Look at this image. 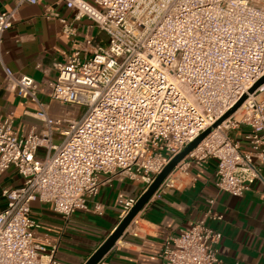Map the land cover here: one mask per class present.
<instances>
[{
    "label": "built area",
    "instance_id": "built-area-1",
    "mask_svg": "<svg viewBox=\"0 0 264 264\" xmlns=\"http://www.w3.org/2000/svg\"><path fill=\"white\" fill-rule=\"evenodd\" d=\"M13 1L0 13V42L21 6L43 0ZM58 1L73 12L72 21L59 18L65 34L74 36L75 23L86 19L105 41L86 37L43 85L3 67L6 89L39 107L43 128L18 135L11 118L0 123V177L12 169L21 179L20 186L1 191L0 264H63L55 247L35 240L40 225L32 203L51 205L64 220L78 211L102 216L96 197L113 177L141 183L146 191L243 95L242 105L158 190L177 187L178 174H187L190 165L213 160L218 193L242 197L259 183L264 197V84L248 93L264 76V0ZM38 93L85 112L77 119L51 118ZM241 129V138L232 135ZM139 197L117 196L121 219ZM207 203L189 229L165 239L163 264H225L216 248L221 234L206 224L222 216L212 211L214 199Z\"/></svg>",
    "mask_w": 264,
    "mask_h": 264
},
{
    "label": "crops",
    "instance_id": "crops-1",
    "mask_svg": "<svg viewBox=\"0 0 264 264\" xmlns=\"http://www.w3.org/2000/svg\"><path fill=\"white\" fill-rule=\"evenodd\" d=\"M13 0H0V13L9 11ZM59 18L72 21L73 12L58 0H43L36 5L19 8L13 27L0 42V123L11 118L18 135L41 130L37 118L39 107L6 89L3 67L17 75H26L44 84L57 77L59 64L67 54L83 45L86 37L103 42L90 22L75 23L76 34L63 32ZM39 102L51 118H59L64 105L38 93ZM75 112H65L74 118ZM244 129L232 135L241 138ZM58 133L54 142H58ZM216 163L209 160L203 166L192 164L187 174H178L177 187H163L156 191L146 205L102 258L106 264H163L160 252L164 241L181 230H187L208 209V200L214 199L212 211L221 220H207V226L221 234L217 244L219 259L225 264H264V197L263 187L255 183L242 197L218 193L214 186ZM21 179L10 169L0 177V209L4 207L1 191L20 186ZM141 183L122 176L113 177L104 185L96 201L103 208L102 216L90 211H78L70 219L56 215L47 203H32V216L39 222L35 240L47 249L55 247V259L63 264H84L102 245L120 222L117 196H139Z\"/></svg>",
    "mask_w": 264,
    "mask_h": 264
},
{
    "label": "water",
    "instance_id": "water-1",
    "mask_svg": "<svg viewBox=\"0 0 264 264\" xmlns=\"http://www.w3.org/2000/svg\"><path fill=\"white\" fill-rule=\"evenodd\" d=\"M264 84V76L260 78L248 91L249 94H252L260 85ZM247 95H243L239 101L228 111L226 112L212 127L207 129L205 132L200 134L193 142L188 144L183 151L175 156L168 165L162 170V172L156 176L154 181L149 185V187L144 191L133 208L129 213L120 220L113 232L107 237V239L102 243V245L87 259L84 264H97L107 252L114 246L116 241L123 235L124 231L130 225L131 221L136 217L138 212L146 205L149 199L155 194L159 189L164 179L173 171L176 165L192 150L194 147L200 143V141L209 134L212 129L220 125L226 118L232 115L246 100Z\"/></svg>",
    "mask_w": 264,
    "mask_h": 264
},
{
    "label": "rangeland",
    "instance_id": "rangeland-1",
    "mask_svg": "<svg viewBox=\"0 0 264 264\" xmlns=\"http://www.w3.org/2000/svg\"><path fill=\"white\" fill-rule=\"evenodd\" d=\"M102 40L104 42V37H102ZM64 105V112L62 111V115L60 116L61 118H63L66 114L65 112H70V110L74 111L75 113V116L74 118H79L83 115V113L85 112V108L83 107H78V106H73V105H66V104H63ZM61 138L59 137V140Z\"/></svg>",
    "mask_w": 264,
    "mask_h": 264
}]
</instances>
